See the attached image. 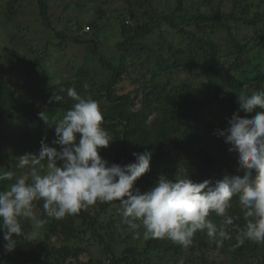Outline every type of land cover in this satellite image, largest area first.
<instances>
[{
  "label": "trees",
  "instance_id": "trees-1",
  "mask_svg": "<svg viewBox=\"0 0 264 264\" xmlns=\"http://www.w3.org/2000/svg\"><path fill=\"white\" fill-rule=\"evenodd\" d=\"M52 2L0 0V173L12 171L14 179L20 173L15 145L38 154L43 139L60 149L53 144L54 123L75 103L66 94L74 88L99 104L102 127L113 138L100 150L109 164L126 165L135 162L132 153L152 152L150 171L134 185L141 193L160 176L214 184L226 175H243L237 154L215 133L228 127L240 94L264 89V0ZM89 3H95L96 15L86 20L82 11ZM234 27L252 33L239 36ZM74 42L85 43L83 52L103 78L82 53L58 65L56 53H47L50 46ZM37 74L47 84L31 89L29 77ZM19 77L28 90L22 97L13 89ZM53 95L64 100L50 103ZM13 182L0 181V189ZM231 204L228 214L239 216L234 224L243 227L238 199ZM34 212L46 222L24 220L26 237L13 252L0 254V264H264V243L237 247L235 227L227 229L232 239L220 247L197 232L184 248L168 239L145 240L143 228L133 230L125 222L118 201L97 202L59 220L47 217L43 200L34 202ZM209 218L217 224L223 219L214 213ZM4 243L0 231V249ZM83 252L90 254L86 261L80 260Z\"/></svg>",
  "mask_w": 264,
  "mask_h": 264
},
{
  "label": "clouds",
  "instance_id": "clouds-1",
  "mask_svg": "<svg viewBox=\"0 0 264 264\" xmlns=\"http://www.w3.org/2000/svg\"><path fill=\"white\" fill-rule=\"evenodd\" d=\"M66 94L75 103L54 123L57 139L53 144L60 149L42 139L38 154L18 157V167H27V173L15 179L12 171L0 173V181L14 180L0 189L5 252H13L26 237L24 220L30 219L36 226L46 222L34 212V202L40 200L47 217L58 220L97 202L118 201L125 222L133 230L143 228L145 240L168 239L184 248L192 244L197 232L206 233L220 247L232 239L230 227L238 231L237 247L245 241L264 243V89L240 94L228 127L215 133L230 145L229 152L237 154L243 175H226L214 184L210 180L197 183L188 176L175 180L160 176L143 193L134 185L150 171L152 152H134L135 162L126 165L109 164L100 150L109 147L113 138L102 127L104 117L98 102L82 97L74 88H68ZM63 100L64 96L53 95L49 102ZM40 117L50 124L48 115L41 112ZM234 197L243 213V227L234 224L239 216L228 214ZM212 213L223 218L219 224L209 218Z\"/></svg>",
  "mask_w": 264,
  "mask_h": 264
},
{
  "label": "rangeland",
  "instance_id": "rangeland-1",
  "mask_svg": "<svg viewBox=\"0 0 264 264\" xmlns=\"http://www.w3.org/2000/svg\"><path fill=\"white\" fill-rule=\"evenodd\" d=\"M56 1H59V0H56ZM56 1L53 0L54 3H56ZM115 4H116V2H115ZM96 8L97 7H96L95 3L86 4V7L83 8L84 11H82V15L83 16L87 15L86 16V20H87L90 16H95L96 15V12H95ZM60 10L62 11L61 8L59 9V12H60ZM28 18H29V16L20 15L19 19L26 20ZM1 21H4V19L1 18ZM8 24H14V22L10 21V22H8ZM232 30L238 32L239 36L250 35L252 33L251 30L243 29L242 27H234ZM0 43H4L3 39H0ZM102 46H103L102 54H105L104 52L106 51V44L102 43ZM0 48H1V46H0ZM84 48H85V43H83V42H79V43H75L74 42V43H70V44H67V43L66 44L65 43L62 44L61 43L60 46L58 45V46H50V47H48L47 53H49V52L56 53V54H54V56L56 55V56L59 57V60L56 62L57 65H58L59 62H63L65 60H68V59L72 60L73 59V55H76L78 53H82V55L84 57L87 56V58L85 59V62L89 66L95 68V70H96V72L98 74V78H103L104 75L102 74V72L100 70V66L97 64V62H95L94 60L91 59L89 52H87V53L83 52ZM24 52H26V51H24ZM54 60H56V59L54 58ZM49 66H51V69H52L53 68V62ZM67 68H70V67L68 66ZM51 69H50V71H54V72H52V75L54 76L55 82H59L57 76L55 77V70H51ZM0 71H1V69H0ZM56 71L59 72L58 68H57ZM59 79H61V77ZM29 80H30L31 89L36 88V86H41V85L47 84L46 80H42V78L40 77V74H37L35 78L29 77ZM25 81H26V79L24 77H19L18 80L16 81V85L12 84L13 85V89H15L17 94L19 96H21V97H22V95H25L26 92L28 91V90L24 89ZM31 89L29 88V91ZM31 99H32V97L30 98V100ZM11 145H13V144H11ZM14 147L17 150H16V152H15L13 157H16L18 159V157H20V156H22L24 154H27L24 151H21V150L19 151V146L15 145ZM14 147H10L9 146V148L11 150L14 149ZM58 147H60V146H58ZM27 172H28L27 168L20 169V173L18 174V176L23 175V174H25ZM97 249H100L97 245L92 246V248H91L92 256H97L98 255L97 254ZM1 253L8 254L7 252H5L4 249H0V254ZM89 257H90V254H88L87 252H83L82 255L80 256V260L81 261H86V260L89 259Z\"/></svg>",
  "mask_w": 264,
  "mask_h": 264
}]
</instances>
